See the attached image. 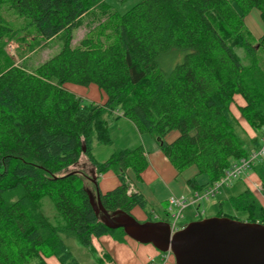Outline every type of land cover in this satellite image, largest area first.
Masks as SVG:
<instances>
[{
    "label": "trees",
    "instance_id": "obj_1",
    "mask_svg": "<svg viewBox=\"0 0 264 264\" xmlns=\"http://www.w3.org/2000/svg\"><path fill=\"white\" fill-rule=\"evenodd\" d=\"M0 7L28 19L45 38L65 34L60 50L33 70L14 64L0 70V264H48V256L80 264L64 234L89 248L92 237L123 240V229L106 226L93 209L88 177L68 170L85 158L95 176L117 174L118 185L100 191L110 213L145 207L140 193L127 192V171L139 176L147 166L142 145L117 148L104 161L94 156V142L112 144L106 114L118 110L149 134L178 172L195 167L188 184L196 190L251 149L231 111L236 95L244 100L243 119L259 135L264 127V33L253 39L245 25L252 9L264 23V0H139L124 12L106 0H0ZM95 7L101 18L73 45L75 23ZM10 32L0 12V40ZM174 50L182 60L162 67L161 56ZM66 83L95 85L106 98L83 103ZM43 196L63 222L42 212ZM227 201L247 212L244 220L264 224V207L249 188Z\"/></svg>",
    "mask_w": 264,
    "mask_h": 264
},
{
    "label": "rangeland",
    "instance_id": "obj_2",
    "mask_svg": "<svg viewBox=\"0 0 264 264\" xmlns=\"http://www.w3.org/2000/svg\"><path fill=\"white\" fill-rule=\"evenodd\" d=\"M138 1L139 0H106V3L112 7V9L115 8L120 12H124ZM0 12L7 19L11 26V32L0 40V70L12 64L21 66L27 70H33L39 63L51 57L60 50L64 40V32H61L51 38H45L38 32L37 28L28 19L17 17L6 7H0ZM98 18H101L99 8H90L75 23L72 30L73 45H75L79 39L89 31V29L96 25ZM256 20L258 19H255L254 15H250L249 17L246 16L245 25L253 39H256V36L261 35L264 30V24L261 23L260 19L258 22H256ZM235 50L237 55L244 61V63H246L247 61L244 56L243 49L241 47L235 46ZM182 58L183 52L174 50V52H170L161 56L159 62L162 67L171 68L177 62H180ZM64 87L74 93L76 96L82 98L83 103H88L90 100L93 102H100L104 100L102 91L95 85L77 86L66 83L64 84ZM116 114L119 113L114 110L110 114L105 115L109 129L114 134L117 132L115 129L116 126L114 125ZM175 134L176 132L172 131L166 136V139H170ZM259 136V133H256V139H259ZM244 140L245 146L247 148H251L252 144L246 136ZM120 143L121 142L118 141V138L114 144L110 145H100L94 142L93 153L98 160L102 161V159L109 157L111 155L110 153L117 149ZM149 151H152V149ZM68 170L82 171L88 177V179L85 180L86 185H88V188L92 190V192L95 191V186H93V183L89 179V177L92 176L91 171H94V168L89 162L86 161L85 158H82V160L76 165L69 167ZM250 172H256V174H258L264 180V162H256L252 168L249 169L241 178L234 180L230 185L221 187L215 196H212L208 200L199 202L198 209L200 212L203 210L204 213H201V216L197 215L195 219H199L200 217L205 218L207 215H212V211L210 213L208 208L211 207L219 209V202L224 201L222 210L223 213L244 220L247 217V212L233 209L227 202L226 197L238 196L245 189H247V184L244 182V179L250 174ZM93 175L95 177V173ZM261 191H263V182ZM255 192L260 195V191ZM188 209L189 208H187V210L185 209L183 212L186 213ZM41 210L52 222H63L61 216L55 210L53 203L48 196H43L41 198ZM165 218L167 220H171L169 215H167ZM186 219L187 218L183 217L180 218L178 225H186L188 223ZM62 238L73 256L80 262V264H105L106 259L104 257L98 253H94L91 248L79 244L74 235L64 234L62 235Z\"/></svg>",
    "mask_w": 264,
    "mask_h": 264
},
{
    "label": "crops",
    "instance_id": "obj_3",
    "mask_svg": "<svg viewBox=\"0 0 264 264\" xmlns=\"http://www.w3.org/2000/svg\"><path fill=\"white\" fill-rule=\"evenodd\" d=\"M250 15H254L255 19H260L261 23L264 24L260 18V12L257 9H252L246 16L249 17ZM258 20H256V22H258ZM263 33H261V35ZM261 35H258L255 38L257 39ZM102 93L105 100L106 95L104 92ZM104 100L100 102H103ZM90 102L93 101L90 100ZM242 105H244L243 98L240 95H236L234 97V103L231 105V111L237 118L240 126L245 132V135L254 141L256 138V132L243 119L239 112V107ZM116 111L119 113L116 114V120L114 121V125L116 126L115 129L117 130L115 134L117 135L112 133L108 126L112 144H114L118 138V141L121 142L118 148H133L135 146L142 145L147 158V166L139 176H136L130 170L127 171L129 184H131L132 187L145 199V207H134L131 211L132 215L139 221H168L165 218L167 216L166 207L168 197L171 195L190 194L193 191V188L188 184V179L196 175L197 169L192 166L182 172H178L162 153L159 143L156 142V140H154L149 134L140 133L130 120L124 116H121L120 111ZM174 136H172L170 139H172ZM259 141L260 139L254 141L251 148L257 146ZM151 149L152 151H149ZM107 158L102 159V161L106 160ZM96 179L97 187L102 193L113 189L119 183L118 176L113 170H108L104 173L98 174ZM198 179L201 181L203 177H198ZM254 181L262 182L261 177L256 174V172H250V174L244 179V182L247 184V188L255 193V196L264 207V194L260 192V195H258L254 191L252 185ZM93 186L95 185L93 184ZM228 198L229 197L227 196L226 200H228ZM219 203V209L211 207L208 208L210 213L212 211V215H207L208 217L220 216L219 213L223 210L224 201ZM198 206L199 204L188 205L185 209H189L186 213L183 212L182 217L187 218V222L197 220L195 217L197 215L201 216V213H204L203 210L201 212L199 211ZM201 218L202 217L199 219ZM91 249L94 253H98L106 259L105 264H148L151 258L159 261L161 252L157 250L151 243H140L136 240H133L126 234L121 241L113 238L110 235L92 237ZM47 262L48 264H60V262L54 256H48ZM164 264H174V260L170 259Z\"/></svg>",
    "mask_w": 264,
    "mask_h": 264
},
{
    "label": "water",
    "instance_id": "obj_4",
    "mask_svg": "<svg viewBox=\"0 0 264 264\" xmlns=\"http://www.w3.org/2000/svg\"><path fill=\"white\" fill-rule=\"evenodd\" d=\"M93 174L89 179L95 191L88 189V195L100 220L110 228H122L133 240L151 243L161 252L170 250L174 264H264L263 223L210 216L171 232L168 221H139L132 213L105 210Z\"/></svg>",
    "mask_w": 264,
    "mask_h": 264
},
{
    "label": "built area",
    "instance_id": "obj_5",
    "mask_svg": "<svg viewBox=\"0 0 264 264\" xmlns=\"http://www.w3.org/2000/svg\"><path fill=\"white\" fill-rule=\"evenodd\" d=\"M259 139L260 141L257 146L252 147L245 156H242L234 161L212 184H209L200 190L193 189V191L188 195H171L168 197L166 213L171 217V220H168L171 232L179 230L183 227L178 225V221L182 218L183 211L188 205L199 204L201 201L208 200L212 196H215L221 187L230 185L234 180H237L245 175L256 162H264V127H262ZM252 185L254 191L261 192V181H254ZM135 191L136 190L132 187V185L129 184L127 192L131 193ZM170 259L174 260L172 252L170 250L162 251L160 252L159 261L151 258L148 264H164Z\"/></svg>",
    "mask_w": 264,
    "mask_h": 264
}]
</instances>
